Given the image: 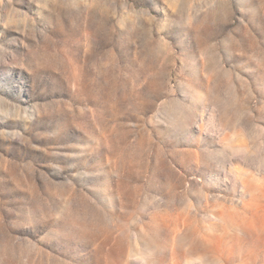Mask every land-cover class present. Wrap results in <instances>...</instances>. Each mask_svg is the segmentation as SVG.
Instances as JSON below:
<instances>
[{
  "label": "rangeland",
  "instance_id": "rangeland-1",
  "mask_svg": "<svg viewBox=\"0 0 264 264\" xmlns=\"http://www.w3.org/2000/svg\"><path fill=\"white\" fill-rule=\"evenodd\" d=\"M0 264H264V0H0Z\"/></svg>",
  "mask_w": 264,
  "mask_h": 264
}]
</instances>
